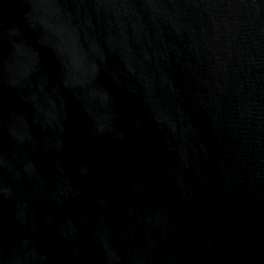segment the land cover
Segmentation results:
<instances>
[{"label": "water", "instance_id": "obj_1", "mask_svg": "<svg viewBox=\"0 0 264 264\" xmlns=\"http://www.w3.org/2000/svg\"><path fill=\"white\" fill-rule=\"evenodd\" d=\"M0 264H264V0H0Z\"/></svg>", "mask_w": 264, "mask_h": 264}]
</instances>
